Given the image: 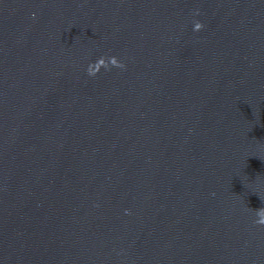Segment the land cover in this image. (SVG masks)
Here are the masks:
<instances>
[{
  "label": "water",
  "instance_id": "1",
  "mask_svg": "<svg viewBox=\"0 0 264 264\" xmlns=\"http://www.w3.org/2000/svg\"><path fill=\"white\" fill-rule=\"evenodd\" d=\"M261 207L264 0H0V264H264Z\"/></svg>",
  "mask_w": 264,
  "mask_h": 264
},
{
  "label": "clouds",
  "instance_id": "2",
  "mask_svg": "<svg viewBox=\"0 0 264 264\" xmlns=\"http://www.w3.org/2000/svg\"><path fill=\"white\" fill-rule=\"evenodd\" d=\"M33 15H35V14H33ZM203 28H204L203 23H201L199 21L195 22V24H194V30L195 31H200ZM112 67L124 69L126 67V65L115 56L100 57L97 62L92 63L89 66L88 74L90 76L95 77L100 72V70L102 68L110 71ZM254 211H255V214L257 216V219L254 221V223L257 225L264 226V207H261L259 209H255Z\"/></svg>",
  "mask_w": 264,
  "mask_h": 264
}]
</instances>
